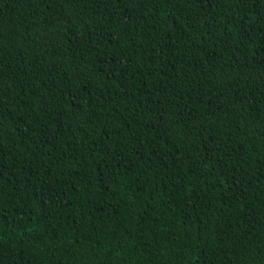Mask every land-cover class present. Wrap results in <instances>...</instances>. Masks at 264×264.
Here are the masks:
<instances>
[{"label":"trees","instance_id":"trees-1","mask_svg":"<svg viewBox=\"0 0 264 264\" xmlns=\"http://www.w3.org/2000/svg\"><path fill=\"white\" fill-rule=\"evenodd\" d=\"M0 264H264V0H0Z\"/></svg>","mask_w":264,"mask_h":264}]
</instances>
